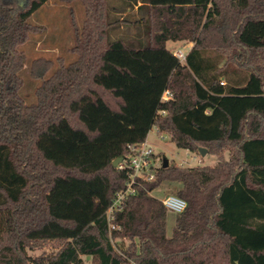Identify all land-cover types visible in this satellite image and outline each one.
Here are the masks:
<instances>
[{"label": "trees", "instance_id": "obj_1", "mask_svg": "<svg viewBox=\"0 0 264 264\" xmlns=\"http://www.w3.org/2000/svg\"><path fill=\"white\" fill-rule=\"evenodd\" d=\"M47 1L0 0V264H264V0H81L77 58L33 60L28 103L20 46ZM168 40L193 42L184 61ZM153 125L218 162L138 179L111 230L130 175L113 161ZM164 182L187 202L170 235Z\"/></svg>", "mask_w": 264, "mask_h": 264}, {"label": "rangeland", "instance_id": "obj_2", "mask_svg": "<svg viewBox=\"0 0 264 264\" xmlns=\"http://www.w3.org/2000/svg\"><path fill=\"white\" fill-rule=\"evenodd\" d=\"M25 0H19V3H24ZM119 0H112L114 5H117ZM71 9L76 16L79 25L85 20V6L81 0L68 2L66 0H48L43 4L32 16L31 20L37 25L44 27L42 32L32 34L29 40L20 46V49L26 54L25 67L21 71V75L24 79V86L21 93L28 103L36 100L35 89L40 85V79H35L30 74V66L38 57L52 58L55 61L54 68H57L59 58L63 57L66 63L73 62L77 55L72 53L69 48L74 45L75 32L73 29L70 14ZM113 36H121L128 34L133 36L135 27L133 25L127 26L124 23L119 25L118 29L113 30ZM168 47L171 49L181 48L185 51L191 49V42L184 40L180 43L173 44L172 41L168 43ZM147 142L152 144V147L158 155L164 159H169V163H175L181 167L196 166L211 164L214 165L218 162V155L214 153H207L202 156L199 151H191L189 149L179 148L175 142L171 139V135L167 133H159L157 126L153 125L148 133ZM207 148V147H206ZM208 149V148H207ZM223 155L226 159H229L230 152L228 149L223 150ZM169 186L167 182H164L159 187L152 191V195L160 200H163L166 195L175 193V190ZM176 213L170 211L167 216V232L171 234L173 216ZM117 241L129 244L127 239L118 238ZM43 251H52V247H45V249L30 251L32 255H39ZM86 261L91 262L90 258L84 257Z\"/></svg>", "mask_w": 264, "mask_h": 264}, {"label": "built area", "instance_id": "obj_3", "mask_svg": "<svg viewBox=\"0 0 264 264\" xmlns=\"http://www.w3.org/2000/svg\"><path fill=\"white\" fill-rule=\"evenodd\" d=\"M173 52L181 61L186 59L187 51L176 48ZM171 96L172 93L167 89L163 94V100H168ZM129 150L128 158L117 165L118 169H128L130 175L126 187L117 192L116 197L107 211V219L111 230L120 228V225H115L113 221L115 220L117 212L123 210L125 200L136 193L137 189L135 184L138 182V179L152 181L156 178L157 168L163 163L162 157L155 153L152 144L147 142V140L141 144L129 145ZM161 201L166 206L168 212L181 213L187 208L186 200L176 193L166 195Z\"/></svg>", "mask_w": 264, "mask_h": 264}, {"label": "water", "instance_id": "obj_4", "mask_svg": "<svg viewBox=\"0 0 264 264\" xmlns=\"http://www.w3.org/2000/svg\"><path fill=\"white\" fill-rule=\"evenodd\" d=\"M207 148L206 147H199L198 148V151L200 152V154L202 155V156H204L206 153H207ZM124 160V158L122 157V156H120V157H117L114 161H113V165L116 167L121 161H123ZM163 166L164 167H167L168 165H169V159L168 158H164L163 159Z\"/></svg>", "mask_w": 264, "mask_h": 264}, {"label": "crops", "instance_id": "obj_5", "mask_svg": "<svg viewBox=\"0 0 264 264\" xmlns=\"http://www.w3.org/2000/svg\"><path fill=\"white\" fill-rule=\"evenodd\" d=\"M139 4H140V2H139L138 4L135 5V8H137ZM170 41H172L173 44H176V43H180V42H182V41L168 40L167 43H166L167 47H168V43H169ZM192 45H193V42H191V46H192ZM169 48H170V47H169ZM191 48H192V47H191ZM173 218H175V216H173ZM173 223H174V219H173L172 224H173ZM173 226H174V224H173ZM173 226H172V229H173ZM172 229H171V232H172Z\"/></svg>", "mask_w": 264, "mask_h": 264}]
</instances>
